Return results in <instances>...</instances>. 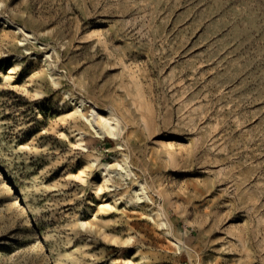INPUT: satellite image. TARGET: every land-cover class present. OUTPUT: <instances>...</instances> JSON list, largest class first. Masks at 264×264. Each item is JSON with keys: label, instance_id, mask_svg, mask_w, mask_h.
<instances>
[{"label": "rangeland", "instance_id": "374dc122", "mask_svg": "<svg viewBox=\"0 0 264 264\" xmlns=\"http://www.w3.org/2000/svg\"><path fill=\"white\" fill-rule=\"evenodd\" d=\"M183 262L264 264V0H0V264Z\"/></svg>", "mask_w": 264, "mask_h": 264}, {"label": "bare ground", "instance_id": "6f19581e", "mask_svg": "<svg viewBox=\"0 0 264 264\" xmlns=\"http://www.w3.org/2000/svg\"><path fill=\"white\" fill-rule=\"evenodd\" d=\"M88 120L90 121V123H91V125L93 127H99L97 129L99 134H103V133L116 134L117 124L112 122V120H117V117H112V118H109V119L98 120V119H96V117L93 116L91 118H88ZM124 168L126 169L127 167L124 166ZM131 171L132 170H130V169H126V172L128 174H130ZM140 189L142 191V192H140L142 194V196H140V198L147 197L146 192H144V187H142Z\"/></svg>", "mask_w": 264, "mask_h": 264}, {"label": "built area", "instance_id": "2783aa9c", "mask_svg": "<svg viewBox=\"0 0 264 264\" xmlns=\"http://www.w3.org/2000/svg\"><path fill=\"white\" fill-rule=\"evenodd\" d=\"M183 264H187V262H183Z\"/></svg>", "mask_w": 264, "mask_h": 264}]
</instances>
